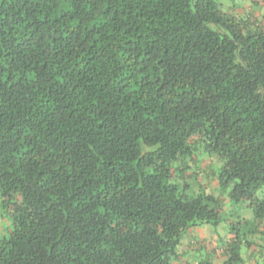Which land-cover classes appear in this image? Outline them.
<instances>
[{"label":"trees","instance_id":"1","mask_svg":"<svg viewBox=\"0 0 264 264\" xmlns=\"http://www.w3.org/2000/svg\"><path fill=\"white\" fill-rule=\"evenodd\" d=\"M200 149L264 218L260 26L218 0H0V264H174L222 219L169 180Z\"/></svg>","mask_w":264,"mask_h":264},{"label":"crops","instance_id":"2","mask_svg":"<svg viewBox=\"0 0 264 264\" xmlns=\"http://www.w3.org/2000/svg\"><path fill=\"white\" fill-rule=\"evenodd\" d=\"M227 10L237 16L250 19L254 24L264 30V0H241L240 4L234 3L233 1ZM214 194L217 195L218 190L215 189ZM223 195H220L221 199H223ZM227 204H231V202H228L225 198L219 212L222 217V211H224L230 219L227 220V218L224 219L222 217L220 222L224 221L227 226L229 225L231 231L229 232L225 226L218 231L217 227H220V222L215 225L212 224L215 227L212 230L206 228L207 226L205 225H201L199 228L194 227L189 229L186 232V237L183 235L180 237L174 264H197L202 259H208L213 264H223L227 256L226 249L229 243L239 242L242 237H245L249 233L251 234V239H253L254 236L261 234L259 230L264 231V220L262 219H258V223L246 224L245 219H242L238 215V219L235 222L231 217V207ZM237 205L251 207L249 201H241ZM251 225H253L255 231L250 232ZM219 232H222L223 235H220ZM253 232H255V235H253ZM192 239L194 240L190 241ZM191 243H198V245H191ZM247 256L248 260L243 264H264V247L255 242L249 243Z\"/></svg>","mask_w":264,"mask_h":264},{"label":"rangeland","instance_id":"3","mask_svg":"<svg viewBox=\"0 0 264 264\" xmlns=\"http://www.w3.org/2000/svg\"><path fill=\"white\" fill-rule=\"evenodd\" d=\"M234 3L240 4L241 0H233ZM232 0H218V5L221 10L228 12V7L229 5L232 4ZM234 16H237L234 14ZM197 154L192 155L193 161L188 157L185 158L186 163L184 165V171L174 169L172 171V175L170 176L169 180L175 183H178L180 186V190L183 191V193L186 195V197L193 196L197 193L200 192H205V193H210L214 194L215 189L218 190V194L215 196L220 197V189L219 186L217 185V180H216V174L219 171V167H221L223 163V159L221 156L210 153L204 149L196 150ZM224 194V195H223ZM223 199L222 204L224 203V199L226 198L228 202L230 200L227 198V191L223 193ZM228 206L231 207V217L232 219L236 222L239 217L242 219H245V223H258V219L264 220V218H254L253 214V208L246 206V205H237V204H227ZM222 207V206H221ZM9 209L10 208H5L3 205V198L1 196V191H0V239L4 236H7L9 231L11 230V225H10V214H9ZM223 218L227 220L230 219L228 214H225L224 211H222ZM219 223V222H218ZM220 227H217V230L219 231L220 228H223L224 226L228 229V231H231V227L224 222L221 221L219 223ZM207 226L206 228H209L212 230V228H215L212 223H202V224H196L193 226L188 227L185 232L182 234L183 236L186 237V232H188L189 229L191 228H199L200 226ZM249 229L250 232L255 231L253 225ZM260 226V224H258ZM227 231V232H228ZM261 232L260 235L254 236L253 239H251V234L249 233L245 237H242L239 242H236L234 244L239 245V255L241 261H239V264H243L248 260L247 256V249H248V244L255 242L256 244L264 247V231L259 230ZM220 235H223L222 232H219ZM253 235H255V232H253ZM195 237V236H194ZM197 238V237H196ZM224 238H226L224 236ZM240 238V236H239ZM194 239L190 240L193 241ZM191 245H198V243ZM192 264V263H190ZM194 264V263H193Z\"/></svg>","mask_w":264,"mask_h":264}]
</instances>
